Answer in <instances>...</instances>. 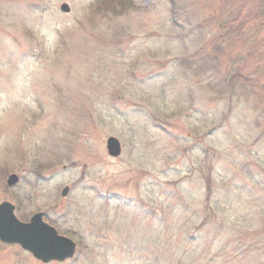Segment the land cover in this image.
<instances>
[{
  "label": "rangeland",
  "instance_id": "374dc122",
  "mask_svg": "<svg viewBox=\"0 0 264 264\" xmlns=\"http://www.w3.org/2000/svg\"><path fill=\"white\" fill-rule=\"evenodd\" d=\"M107 2L0 0V203L76 242L0 264H264V0Z\"/></svg>",
  "mask_w": 264,
  "mask_h": 264
},
{
  "label": "water",
  "instance_id": "95a60500",
  "mask_svg": "<svg viewBox=\"0 0 264 264\" xmlns=\"http://www.w3.org/2000/svg\"><path fill=\"white\" fill-rule=\"evenodd\" d=\"M60 9L69 12L67 3ZM107 152L112 157H118L122 153V145L118 138L110 136L107 139ZM19 181L17 174H11L7 178V185L14 186ZM69 187L62 190V196L68 194ZM0 240L7 244H19L44 263L51 261H64L74 256L76 243L63 235H60L55 227L43 219V213L32 216L29 222H22L15 214V206L9 201L0 203Z\"/></svg>",
  "mask_w": 264,
  "mask_h": 264
},
{
  "label": "flooded vegetation",
  "instance_id": "af4514ba",
  "mask_svg": "<svg viewBox=\"0 0 264 264\" xmlns=\"http://www.w3.org/2000/svg\"><path fill=\"white\" fill-rule=\"evenodd\" d=\"M19 177H20V176H19ZM18 184H19V182H18L17 184H15L14 187H16ZM26 199L28 200V198H26ZM14 204H15V203H14ZM15 206H16V207H15V212L17 213V211H18V207H19V206L16 205V204H15ZM44 218H45V214H44Z\"/></svg>",
  "mask_w": 264,
  "mask_h": 264
},
{
  "label": "trees",
  "instance_id": "16d2710c",
  "mask_svg": "<svg viewBox=\"0 0 264 264\" xmlns=\"http://www.w3.org/2000/svg\"><path fill=\"white\" fill-rule=\"evenodd\" d=\"M107 2V0H105V3ZM107 3H109V2H107Z\"/></svg>",
  "mask_w": 264,
  "mask_h": 264
},
{
  "label": "bare ground",
  "instance_id": "6f19581e",
  "mask_svg": "<svg viewBox=\"0 0 264 264\" xmlns=\"http://www.w3.org/2000/svg\"><path fill=\"white\" fill-rule=\"evenodd\" d=\"M71 239V238H70ZM73 240V239H72ZM74 241V240H73ZM75 242V241H74Z\"/></svg>",
  "mask_w": 264,
  "mask_h": 264
}]
</instances>
